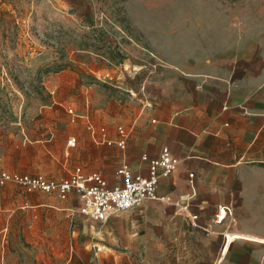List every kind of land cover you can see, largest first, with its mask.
Masks as SVG:
<instances>
[{
    "label": "crops",
    "instance_id": "obj_1",
    "mask_svg": "<svg viewBox=\"0 0 264 264\" xmlns=\"http://www.w3.org/2000/svg\"><path fill=\"white\" fill-rule=\"evenodd\" d=\"M39 1L50 15L62 16L75 0ZM262 25L254 36L218 25L213 36L201 35L199 45L181 56L163 50L158 67L143 82L145 92L109 96L89 88L85 124L64 130L43 147L44 158L58 164L57 170L41 172L40 153L30 152L24 131L0 134V170L54 180L78 166L114 185L121 181L116 170L123 164L147 175L143 155L153 158L167 147L177 158L176 169L158 179L156 192L163 199H146L105 221L82 214L74 191L62 199L6 183L0 188V236L35 244L61 236L94 238L113 222L115 236H161V253L171 252L175 236L183 238L186 250L191 237L208 264H264L263 242L241 238L264 237ZM119 126L125 130L123 148L116 143ZM72 137L73 146L67 142ZM220 206L228 210L216 220ZM8 226H18L19 234L6 235ZM61 255L48 248H0V264H63Z\"/></svg>",
    "mask_w": 264,
    "mask_h": 264
},
{
    "label": "rangeland",
    "instance_id": "obj_2",
    "mask_svg": "<svg viewBox=\"0 0 264 264\" xmlns=\"http://www.w3.org/2000/svg\"><path fill=\"white\" fill-rule=\"evenodd\" d=\"M49 13L39 0H0V134L24 131L30 152L40 153L41 172L60 168L43 147L85 124L89 88L109 96L145 92L163 50L181 56L224 24L254 36L264 0H75L66 14ZM17 227L4 232L17 235ZM100 233L36 244L0 236V248H48L63 264H208L191 237L186 250L175 236L171 252L161 253V236H115L113 222ZM244 237L264 244V237Z\"/></svg>",
    "mask_w": 264,
    "mask_h": 264
},
{
    "label": "built area",
    "instance_id": "obj_3",
    "mask_svg": "<svg viewBox=\"0 0 264 264\" xmlns=\"http://www.w3.org/2000/svg\"><path fill=\"white\" fill-rule=\"evenodd\" d=\"M117 130L121 137L116 143L123 148L125 130L121 126ZM67 142L73 146L75 138L72 137ZM142 159L148 163L147 175L136 174L123 164L116 170L121 181L114 185H109L100 173H84L77 166L68 176L60 180L48 179L42 175L0 170V188L10 182L27 191L53 192L62 199L67 198L69 193L74 191L80 202L79 210L82 214L94 221H105L110 215L136 207L146 199H163V196H159L156 192L158 179L170 175L176 169L177 158L167 147H163L156 157L148 158L143 155ZM227 210L226 206L218 207L216 220H220ZM195 218L196 216L193 215V219Z\"/></svg>",
    "mask_w": 264,
    "mask_h": 264
},
{
    "label": "bare ground",
    "instance_id": "obj_4",
    "mask_svg": "<svg viewBox=\"0 0 264 264\" xmlns=\"http://www.w3.org/2000/svg\"><path fill=\"white\" fill-rule=\"evenodd\" d=\"M232 236H228V238L230 239Z\"/></svg>",
    "mask_w": 264,
    "mask_h": 264
}]
</instances>
